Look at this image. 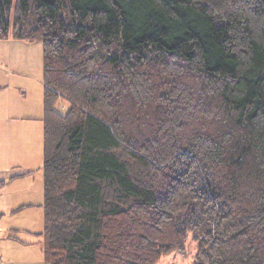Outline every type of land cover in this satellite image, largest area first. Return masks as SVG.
Masks as SVG:
<instances>
[{
  "label": "trees",
  "instance_id": "obj_1",
  "mask_svg": "<svg viewBox=\"0 0 264 264\" xmlns=\"http://www.w3.org/2000/svg\"><path fill=\"white\" fill-rule=\"evenodd\" d=\"M9 39L43 45L45 264L190 233L194 264H264V0H0Z\"/></svg>",
  "mask_w": 264,
  "mask_h": 264
},
{
  "label": "rangeland",
  "instance_id": "obj_2",
  "mask_svg": "<svg viewBox=\"0 0 264 264\" xmlns=\"http://www.w3.org/2000/svg\"><path fill=\"white\" fill-rule=\"evenodd\" d=\"M2 80L14 116L10 135L0 137V264H45L44 231V77L43 45L0 41ZM60 100L56 111L66 113ZM195 236L184 250L158 264H194Z\"/></svg>",
  "mask_w": 264,
  "mask_h": 264
},
{
  "label": "crops",
  "instance_id": "obj_3",
  "mask_svg": "<svg viewBox=\"0 0 264 264\" xmlns=\"http://www.w3.org/2000/svg\"><path fill=\"white\" fill-rule=\"evenodd\" d=\"M2 73H5L0 67V137H4L5 134L10 135L14 128L13 121L18 120V115L14 116L10 103L7 100V93L9 88L2 80Z\"/></svg>",
  "mask_w": 264,
  "mask_h": 264
}]
</instances>
